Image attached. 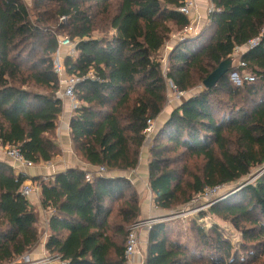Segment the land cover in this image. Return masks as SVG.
Masks as SVG:
<instances>
[{
    "label": "trees",
    "instance_id": "16d2710c",
    "mask_svg": "<svg viewBox=\"0 0 264 264\" xmlns=\"http://www.w3.org/2000/svg\"><path fill=\"white\" fill-rule=\"evenodd\" d=\"M183 1L0 0V145L18 148L35 164L61 153L56 130L63 101L51 58L59 35L76 41V56L63 58L66 73L95 75L74 88L80 105L69 120L73 152L106 172L138 165L147 120L164 108L167 79L187 91L235 46L256 38L240 57L254 81L234 84L231 65L215 86L173 108L151 139L147 184L154 206L171 210L262 165L264 0H210L208 23L175 44L164 77L159 52L189 24L178 9ZM92 173L89 181L78 168L32 179L41 209L49 211L41 230L38 210L21 194L27 176L0 161V264H24L44 231L46 257L124 264L127 226L140 215L138 192L124 176ZM208 212L240 230L238 249L216 225L206 230L191 221V247L158 221L148 231L144 264H264V170Z\"/></svg>",
    "mask_w": 264,
    "mask_h": 264
},
{
    "label": "built area",
    "instance_id": "2783aa9c",
    "mask_svg": "<svg viewBox=\"0 0 264 264\" xmlns=\"http://www.w3.org/2000/svg\"><path fill=\"white\" fill-rule=\"evenodd\" d=\"M196 0H184L182 5L178 8L179 11L186 16L189 19V24L185 26L182 29V34L177 40L178 42H182L186 40L187 38L196 36L198 30V19L193 18L192 14L196 9ZM214 11V8L212 4L210 3L207 6L206 13L209 15ZM65 17H61L60 21H65ZM258 39L254 38L250 41H248L246 44L242 46H235L231 58H232V66L233 71L230 73V80L236 84L239 85L243 81L252 82L255 80V76L251 73H249L246 69V62L241 60L240 57L251 47H253L257 43ZM57 49L52 54V69L54 73L56 74L58 78L59 83V89L57 91V96L62 100H68L71 104V108L75 110L80 103L77 101L75 97L74 88L76 84L84 79L90 78L94 79L95 75L92 71H88L86 75L84 76H77L74 74H67L64 68L63 64V58L65 56H69L74 58L76 56V50L75 45L76 41L70 39L68 36L65 35H59L57 36ZM166 43V42H165ZM164 43V44H165ZM172 50V49H171ZM165 73H163V76L165 77ZM169 89L171 95L168 96V101H174V99H182V96L186 94V91L179 90L177 86L171 81H166V89ZM184 97V96H183ZM171 98V99H170ZM153 125H154V119H148L147 120V126L144 129L145 139L149 138L150 134L153 131ZM0 151H2L8 158H10L14 164L15 168L18 167H32L35 165V163L23 156V154L20 152V150L16 147H9V146H0ZM97 174L105 173L106 170L104 167L99 166L94 169ZM93 176L92 171H85L84 177L87 181L91 180ZM220 185H216L213 187H206L203 189V191L197 193L193 196L191 199L192 203H196V201L199 202L201 200L200 205H202V201H209L208 199L216 197L218 193ZM39 187L35 186L32 182H26L23 183L21 187V194L25 197H29L30 195L39 194ZM218 199V198H217ZM214 199L210 200L206 206H209L213 203ZM204 219V217H202ZM159 219L157 218H149L146 220H137L130 225L127 226V235H126V243L124 248V264H131L133 256L136 254L138 246H139V230H142L143 228L150 229L151 225L155 222H158ZM207 227L211 226L212 221H207V219H204ZM213 224V222H212ZM24 264H39V263H45V262H52L54 264H68L66 260H61L60 256L54 255L50 257H46L43 260L40 261H30L28 259V256H24L23 258Z\"/></svg>",
    "mask_w": 264,
    "mask_h": 264
},
{
    "label": "crops",
    "instance_id": "0c3cea01",
    "mask_svg": "<svg viewBox=\"0 0 264 264\" xmlns=\"http://www.w3.org/2000/svg\"><path fill=\"white\" fill-rule=\"evenodd\" d=\"M204 1L205 0H196L197 3L196 9L192 14L193 18L199 17L198 19L199 28L202 26L203 23H205V20H208V15L207 13H205L206 7ZM206 2L207 5L210 4V0H207ZM175 44H177V42H175L172 45V48L175 46ZM73 113L74 110L71 108V104L69 103V101L68 100L63 101V110L59 119L58 128L56 130V143L60 147L61 153L55 156L52 160L48 162L36 163L32 167L15 168L14 162L10 158H8L2 151H0V161L6 162L9 165H11L13 171L16 174L22 173L26 175L28 179L25 180L24 183L30 181L33 184L35 183L32 181V179L35 177L41 176L43 178H48L70 168H78L84 171H93L94 169H96V167H91L89 164H86L85 162L81 161L73 152L71 140L69 136V120L73 115ZM164 121L165 119L163 120V122ZM151 139H152V133L150 134L146 142L142 145L139 162L136 168L131 170H114V171L105 172L106 175H110V176H124L129 180H131V182L134 184L140 199V215L138 218L139 220H146L149 218L158 219L161 215L160 212L162 210L154 206L152 202V194L147 184L148 150ZM28 198L36 208H39L38 210L39 225L41 230H44L46 228V224L48 220L47 216H49V211L46 212L43 209H41L39 203V194L30 195ZM148 231L149 230L147 228H143L142 230H139L138 233H139L140 242L137 252L133 256L131 264H144L146 250H147ZM43 233L44 234L41 236L38 245L31 252L27 254L28 259L30 261H40L46 258L44 241L47 234L45 233V231Z\"/></svg>",
    "mask_w": 264,
    "mask_h": 264
},
{
    "label": "rangeland",
    "instance_id": "374dc122",
    "mask_svg": "<svg viewBox=\"0 0 264 264\" xmlns=\"http://www.w3.org/2000/svg\"><path fill=\"white\" fill-rule=\"evenodd\" d=\"M26 4H30V0H24ZM207 0H205V7L207 9ZM205 9V13H206ZM208 23V20H205V23L202 24V28L198 26V30L195 31L197 33H200L201 30L204 28V26ZM183 29V28H182ZM182 29L178 31H173L170 35L169 40L166 41V43L163 45L159 52V59L161 63V71L162 74L167 72L168 67V53H170V49L172 48V45L177 42L179 37L182 34ZM94 36H98L97 32H94ZM168 80V79H167ZM204 86L199 83L195 85L194 87H191L186 91V94L182 96V99H174V101H168L167 98L169 95H171L169 89H166V102L164 105L163 110L161 113L154 119V125H153V131H152V137L153 135L159 130V128L163 125V123L167 120L169 117L171 111L173 108H175L183 99L189 98L190 96H193L200 91ZM171 99V98H170ZM165 121L163 122V120ZM163 122V123H162ZM148 139V138H147ZM144 143L146 142V140ZM150 146V145H149ZM264 170V163L258 167L252 168L251 171L244 176L243 178L235 181V182H228L220 184V187L218 189V195L214 198L208 199L209 201L214 199L213 204L216 202L222 201L223 199L227 198L228 196H231L234 192L239 190L241 187L247 185L248 183H253L255 179L258 177V175ZM196 195V194H195ZM218 198V199H217ZM209 201H202V205H200L201 200L196 201V203H192L191 200L187 202L186 204L182 205L181 207H176L174 209L169 210H161V215L158 218V221H165L170 226L171 236L174 238H178L180 241L187 243L189 246L192 247L194 244V232L191 229V221H194L198 226L203 227L204 229H208L209 227L206 226L208 224L204 221V219H207V221H212V225H216L217 228L222 231L223 235L231 242L232 247L235 249H238L241 243V232L240 230L236 229L234 225L229 220H224L218 216L211 215L208 212V209L211 205L206 206ZM39 210V208H36ZM203 213L204 219L202 217H199V214ZM210 226V227H211ZM23 261V259H22ZM24 262V261H23Z\"/></svg>",
    "mask_w": 264,
    "mask_h": 264
},
{
    "label": "water",
    "instance_id": "95a60500",
    "mask_svg": "<svg viewBox=\"0 0 264 264\" xmlns=\"http://www.w3.org/2000/svg\"><path fill=\"white\" fill-rule=\"evenodd\" d=\"M232 64V58L229 57L223 61H221L215 69H213L206 78L202 81V85L209 89L216 85L218 80L228 72L230 66Z\"/></svg>",
    "mask_w": 264,
    "mask_h": 264
}]
</instances>
